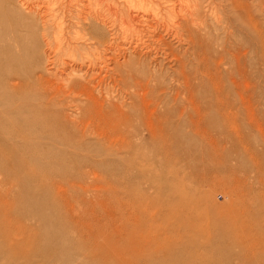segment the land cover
<instances>
[{
	"label": "rangeland",
	"instance_id": "obj_1",
	"mask_svg": "<svg viewBox=\"0 0 264 264\" xmlns=\"http://www.w3.org/2000/svg\"><path fill=\"white\" fill-rule=\"evenodd\" d=\"M0 1L3 15L7 4ZM164 1L168 7L178 0ZM213 3L232 32L231 37L221 28L211 31L218 41L227 47L234 40L244 47L257 43V51L246 48L240 54L254 66L246 65L249 75L239 81V89L249 94V109L246 102L240 107L233 84L221 79L237 120L221 125L210 111L224 136L189 119L196 105L188 102L183 74L203 57L192 56L187 40L160 33L168 55L139 49L118 60L125 68L120 64L119 73L126 74L135 59L160 71L163 87L156 103L163 107L157 111L164 113L167 127L171 122L176 128L175 143L153 140L149 130L126 141L107 136L98 122L114 110L122 111L113 114L121 118L144 105H131L133 81L127 87L114 75L78 71L90 41L62 45L63 39L75 42V35L83 34L74 19L61 34L54 30L46 51L49 73L42 48L34 55L42 62L30 68L34 76L6 80L13 65L7 66L0 49V264H264V0ZM207 14L212 18V10ZM128 41L129 36L123 40ZM208 64L225 76L224 60ZM196 99L212 103L208 95ZM139 121L133 116L132 127L140 128Z\"/></svg>",
	"mask_w": 264,
	"mask_h": 264
},
{
	"label": "bare ground",
	"instance_id": "obj_2",
	"mask_svg": "<svg viewBox=\"0 0 264 264\" xmlns=\"http://www.w3.org/2000/svg\"><path fill=\"white\" fill-rule=\"evenodd\" d=\"M117 1L118 0H95L93 2H91V0H42L41 2L40 0V2H36L35 0L36 3L32 1L29 3L27 0H5L3 6L7 4L6 11L3 15H0V49H2V53L6 58L7 66L9 67L12 64L13 67H9L11 68V73L7 74V76L4 73L5 76L3 77H5L6 80L15 78L18 81L31 78L34 76L35 70H31L30 68L37 64V62L38 64L41 63L43 60L41 57L46 60V65L43 69L45 72L49 73L52 69L50 66L52 61L48 60L50 54L46 51H50L54 30H57L61 34L65 28H69L66 23L67 20L74 19L77 27L79 30L83 31V34L75 35V39L77 40L75 42L63 39L62 45L69 47L73 43L78 44L79 41H90V45L83 50L82 56L78 59L80 63L77 68L78 71L85 68L86 71L84 74L89 73L91 70H95V72H103L111 77L114 75V77H117V81L120 80L119 82L127 87L129 86V81H133V85L129 87L134 96V101L131 105L136 106L138 102L144 105L138 112L133 109L130 113L120 114L123 116L121 118L113 114L122 111L114 110L110 117L107 116L108 118L105 119V121L98 122L101 127L107 129V136H119L126 141L127 138L136 135L141 130H149L151 131V135H153V140L164 143L170 141L171 143H175L179 139V135L175 131L176 128L173 127L174 125L171 124V122L169 125L170 127H167L166 125L169 122H163L164 113L160 114L157 111V109L163 107L162 102L156 103L158 91L163 87L160 71L150 70L147 63L135 59L132 65L131 62L127 65L128 70L126 69V74L125 72L119 73V66L120 64L122 65V63H119L118 60L120 58L125 59V53L129 50H132V53H134L139 49H146L154 51V53L161 51V54L168 55L165 49L161 48L164 44H162V39L158 36L160 33H163L166 36H171L172 39L177 38L178 41L179 39L187 40L190 42L192 56L194 58L198 57L200 60H202L203 57V61L199 65L196 64L193 70L185 75L183 74L186 87L191 93L188 102H192V107L196 105V108H192L194 112L192 111L193 113L189 114V119L191 121L194 120V118L199 119V123L193 121L192 123L196 126H200L199 128L209 126L219 129L214 126V121L211 119L212 117L210 115L211 111L212 115L214 114L217 116L221 125H226L229 122L231 124H237L236 117L233 116L235 113L232 111L233 104L230 102L233 100L228 98L227 85L221 84V79L225 78L228 82L233 84V87L236 89L234 91L235 95L242 105L240 107H243L245 102L247 103L249 101V96L247 97L249 94L245 92L247 94L245 95L244 91L239 89V81L243 82L246 79L245 77L249 75L247 73L249 71H247L248 66L246 65L254 66L253 64H249L245 57L240 58V54L244 49L246 50V48L257 51L255 48L257 47L256 41L254 42V48L236 44L237 42L235 40L231 47H227L224 45V42L218 41L211 31H216L217 28H221L231 37L232 32L229 31L228 21L220 16V11H217L213 0H178L177 3L169 4L168 7L163 5L165 2L164 0ZM1 4L0 1V5ZM206 9H209V12L212 10V18L208 14L206 15ZM207 17L211 18L210 21H207ZM254 26L253 36L257 39V25L254 24ZM246 34L249 36L252 33L247 30ZM127 36H129V41L124 43L123 40H125ZM119 37L122 39H120L121 41ZM213 44H217V46L213 47ZM42 48L44 49L42 50ZM39 50H42L40 52L41 57L35 59L34 55L38 54ZM257 54L258 53L255 52V63H258ZM70 55L72 56L73 54ZM243 55H245V53ZM173 56L175 55L173 54ZM217 58H220L221 61L224 60L226 63L227 67L224 68L225 76L220 75L214 69V66L212 67L211 64L210 66L208 64V62L212 63L214 59ZM127 60L131 61L133 59L129 57ZM71 61H73L71 64L75 65V61L73 59H71ZM65 65L68 67L67 64ZM123 69L125 68L123 67ZM177 75H179V71H177ZM178 79L179 76L176 79L179 82ZM139 92L143 93L140 99L141 101L138 99L135 101V95ZM207 95L211 97L212 103L207 104L203 102L199 104L196 97ZM43 98L44 95L42 93V95H39L38 99ZM38 105L40 109L45 108L41 106L43 105L41 103ZM48 106H50V104ZM244 110L242 109V111ZM255 111L253 110L250 112H254L255 114ZM165 112L169 115L172 113L168 110ZM256 114L255 116L258 118ZM133 116H138L140 119V124L138 125L140 128H136L137 126L132 127L131 119ZM249 117L252 118V115H249ZM255 122H258V120ZM218 133L220 136L223 135L221 129H219ZM204 136L207 140L208 138H211L213 141L215 139V137L212 138L213 135L204 134ZM225 136L227 138L230 137L227 134H225ZM228 139L230 140L231 138ZM127 146L124 147L122 151L126 150L127 152L129 149ZM111 152L113 155L117 153Z\"/></svg>",
	"mask_w": 264,
	"mask_h": 264
}]
</instances>
